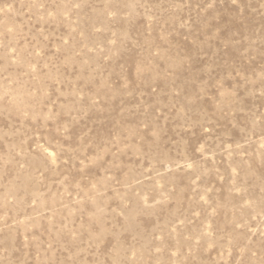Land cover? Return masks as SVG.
<instances>
[{"label":"rangeland","instance_id":"1","mask_svg":"<svg viewBox=\"0 0 264 264\" xmlns=\"http://www.w3.org/2000/svg\"><path fill=\"white\" fill-rule=\"evenodd\" d=\"M0 264H264V0H0Z\"/></svg>","mask_w":264,"mask_h":264}]
</instances>
